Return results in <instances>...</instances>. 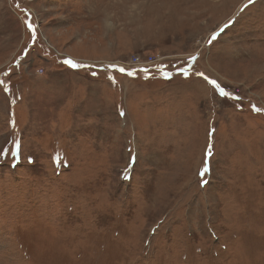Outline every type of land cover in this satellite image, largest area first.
<instances>
[{"label":"rangeland","instance_id":"374dc122","mask_svg":"<svg viewBox=\"0 0 264 264\" xmlns=\"http://www.w3.org/2000/svg\"><path fill=\"white\" fill-rule=\"evenodd\" d=\"M247 3L0 0V264H264Z\"/></svg>","mask_w":264,"mask_h":264},{"label":"built area","instance_id":"2783aa9c","mask_svg":"<svg viewBox=\"0 0 264 264\" xmlns=\"http://www.w3.org/2000/svg\"><path fill=\"white\" fill-rule=\"evenodd\" d=\"M131 65H129L128 67L129 68H132V69H135V70H138L140 68H143L142 66H148V67H151V66H154L155 64H158L157 61H155L154 59H150L146 62H143L141 61L140 58H134L132 61H131Z\"/></svg>","mask_w":264,"mask_h":264},{"label":"snow or ice","instance_id":"6c2138e0","mask_svg":"<svg viewBox=\"0 0 264 264\" xmlns=\"http://www.w3.org/2000/svg\"><path fill=\"white\" fill-rule=\"evenodd\" d=\"M255 3H256V0H248V3L245 5V8H247L248 6L253 5ZM242 11H243V9H242ZM67 63L73 64V62L70 61V60L67 61ZM73 66H75V65L73 64ZM120 71H125V70L124 69H120ZM130 74L134 75V73H130ZM213 83H215V82L213 81ZM225 95H227V93H225ZM256 111H260V109H256Z\"/></svg>","mask_w":264,"mask_h":264}]
</instances>
